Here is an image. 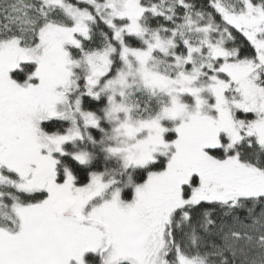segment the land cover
Listing matches in <instances>:
<instances>
[{"label": "snow or ice", "instance_id": "obj_1", "mask_svg": "<svg viewBox=\"0 0 264 264\" xmlns=\"http://www.w3.org/2000/svg\"><path fill=\"white\" fill-rule=\"evenodd\" d=\"M0 264H264V0H0Z\"/></svg>", "mask_w": 264, "mask_h": 264}]
</instances>
